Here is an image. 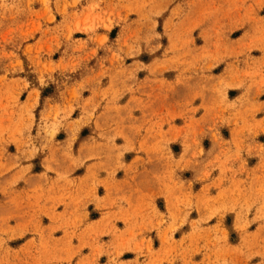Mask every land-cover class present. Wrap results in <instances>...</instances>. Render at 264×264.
I'll return each mask as SVG.
<instances>
[{
	"label": "rangeland",
	"instance_id": "rangeland-1",
	"mask_svg": "<svg viewBox=\"0 0 264 264\" xmlns=\"http://www.w3.org/2000/svg\"><path fill=\"white\" fill-rule=\"evenodd\" d=\"M0 264H264V0H0Z\"/></svg>",
	"mask_w": 264,
	"mask_h": 264
},
{
	"label": "crops",
	"instance_id": "crops-1",
	"mask_svg": "<svg viewBox=\"0 0 264 264\" xmlns=\"http://www.w3.org/2000/svg\"><path fill=\"white\" fill-rule=\"evenodd\" d=\"M154 172H156L157 171V169H152Z\"/></svg>",
	"mask_w": 264,
	"mask_h": 264
}]
</instances>
